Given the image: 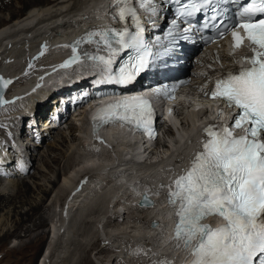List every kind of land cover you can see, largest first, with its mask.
<instances>
[{"label":"bare ground","instance_id":"bare-ground-1","mask_svg":"<svg viewBox=\"0 0 264 264\" xmlns=\"http://www.w3.org/2000/svg\"><path fill=\"white\" fill-rule=\"evenodd\" d=\"M78 1L80 2L78 3ZM17 2L22 4L24 9H26V15L24 16L25 18L19 17L22 13V10H18L17 7H15V3ZM82 3L83 5L80 6ZM107 7L108 4L105 1H103V3L98 7V0H0V77L4 80L12 81V83L8 85V91L6 92L4 99L12 103H15V100H18V102L15 104L8 103L3 105V108L0 109V131L2 134H5L11 127H15V124H17L19 121V128H16V126L14 129H17L15 132L16 136L22 143L20 145H16V147L21 154H24V156L20 159V165L17 166L15 164L14 151L11 150L10 147L11 143L7 142L6 145L4 144L6 149L4 153L3 151L0 153V171L1 175L5 176V179L3 180L0 178V188L5 186L6 183L4 181L6 179H10L9 181H12V184L16 185L14 183L16 181L19 182L20 179L14 181L16 179H13L15 174L21 173L24 176L27 174L29 175V172H31L33 166V162L35 163L37 160L38 164L40 160V162L49 165L48 162L43 159L44 157H42L41 154L39 155V153L36 154L35 152H37V148L39 146H42L43 144L45 145L49 138H51L50 130L47 126V120H45L42 126L39 125V121L47 113H51L52 109L51 107H48L49 103H46V100L44 99L45 95H42L43 93L35 96V98L32 99H27L26 95L28 91L33 93V89H36V87L38 88L40 86V82L44 84V82L49 80L50 76L47 79L43 77H45L46 72L50 71L51 68H55L52 74L53 77L55 75H62L59 78H63L66 74L60 73H71L64 77V79L61 81L66 80V78H69L71 75H74L72 76L73 80L75 81L74 84H72L73 81L71 82L72 79L70 77L67 80L68 82L64 81L61 86L57 87L58 91L63 87H66L67 91H77L80 86L84 87L88 83L85 76H89L94 73H100V66L90 60L74 63L68 67H61V65L66 63L67 61H64L68 59L67 53L69 51V47L65 45L66 38L72 37L77 33L78 30L81 29L79 35L73 39V45L76 40L86 36V34L90 31L104 28L105 26H100L97 23L106 20L100 16H104ZM95 8L96 11H94ZM7 12L10 14L12 21L5 23L8 21V18H5L3 14H6ZM89 14L92 16L96 15V17L99 18L94 16L87 18ZM80 18H83L84 21L82 23L76 24L75 21L80 20ZM35 22L38 23L36 24ZM81 48L92 55L93 52L97 51V44L83 43ZM39 50V53L35 52ZM77 51H80V49H77ZM32 52H34L35 55L38 54L37 57L39 55L40 57L41 55H44L42 60L38 62L37 65L35 64L36 70L34 71V75L31 73V71H29L30 73H28L26 76L22 74L24 69L29 68L30 70V66H25L19 72L13 69L14 65L21 64L22 61H24L22 60L24 57H26L25 60H27V63L31 61V65V59H34L35 55L33 53L28 56V54ZM42 52L46 54H42ZM233 61V57L227 54H206L205 52L198 54L190 62L189 73L192 77V81L188 87L189 92L195 93L198 97L205 96V93L209 90V84L213 76V72H215L211 71L210 69L212 67L220 68L221 66H225L229 63H232ZM16 76L18 77L16 78ZM57 79L58 78L54 80ZM15 82L19 84L16 86ZM25 83L28 85L26 88H24ZM72 85L73 87H71ZM56 91H54L52 95H56ZM55 99L56 97L54 96L53 100ZM26 100L31 102V104L28 102L31 107L28 108L27 114L22 117L19 113L20 109L17 111L16 106H19L22 101ZM37 101L40 102L37 103ZM8 105H13L12 109L15 108V111H13V109L12 112H5ZM70 105L71 103L69 102L67 106ZM64 108L65 107L60 109V112H62ZM183 115L184 114H180L178 116H176V114L173 115V117H171L172 122L176 121L177 119L179 120V117ZM199 117H201V112L192 113L189 111L187 115H184L183 119L181 120V126H188L187 131L181 132L177 128L179 137L175 144L172 145L171 150L168 148L167 152H163L164 156H156L158 159H155L154 162L152 161L149 164L147 162L137 163L134 160L136 156L134 153L136 148H138L136 145L138 135L127 131V129H124L125 127L112 124L110 127L104 128L98 133L96 132L94 135L89 136L85 133V126L87 122L84 121L83 118L80 117L76 120V122H78V125L76 124V128L74 127V123H70L72 125H70L71 129L75 131L73 139L74 142H76L79 137V140L81 139L83 143L84 141L86 142L85 147H82V149H87L92 154H94H91V157L88 158V165L85 164L84 168H81L84 169V175L82 174V177L79 178L82 180V183L78 186V189H75L77 184L80 182V180H78L75 183V179L82 172L76 175L73 174L71 179L68 177L69 175L65 176V178L62 180L60 177V170L57 171L55 169H51V173L56 175L54 178L49 176L50 174H46L44 169L41 170L39 167H36V170L40 172H38L36 175L32 174L29 177L30 179H35L32 182L33 186L28 180H22V183H17L16 197L20 199L19 201L21 202L19 203L21 205L20 208L22 209L24 206L29 205L27 203L32 197V193L34 191L41 190L44 199L42 198L41 201L39 200L40 202L37 204H32L30 209L25 213L20 211V213L13 215V232L11 233L8 230V232L0 237V244H7L9 240L11 241L12 237L16 234L19 236V238L22 237V232L25 234L24 238L28 237L30 239L31 234L36 233L40 229L44 228L47 225L48 220L43 216V214H41V211L44 210L47 198L49 199L52 193L55 192V188L58 187L57 191L60 194L62 192L64 193L66 190L68 191V196L70 195L73 198V200H71L72 203L69 205L65 203L66 196L64 199H62L65 200L64 203L58 200V202L61 203L59 204L57 202L60 205L58 210L55 209L57 207L54 203L55 208H53L56 211H54L55 213L53 212V214H55V221H52V226L48 225V231H42L43 233L40 234V237H35V239L31 238L29 242L23 245L18 244L17 246L11 248L9 251L12 256L13 254H27L34 251L35 254L32 256V258L30 257L29 264H33V262H35V264H73L76 257L74 256L75 249H71L72 245H74V241L73 243L70 242L71 239H73L70 236L74 237V235H78L77 233L79 231H77V229L79 230L81 225H86V223H89L90 226H95L96 224H98L96 226L101 225L103 222H105V218H107L106 215L107 212H109L108 209L111 211L114 209L122 210V208L126 206L127 203L129 204V197H133V203H136V207L143 209V212L147 213L148 217H146V220H151L149 221V229L147 228L148 230H142L138 228L136 231L134 230V237L136 241H138V243L146 242L149 248L153 249L154 262L150 260L148 264H160V261L162 260L171 261L172 264H174V262L175 264H187L191 259L190 255L184 251L182 247L178 248L173 241L170 224L166 219V217L169 218L168 216L171 215L172 211L162 198L164 197V191H162L164 188H161V185H169L167 184L169 176H174L176 172H181L188 165V161L185 164L182 162L171 163L172 156L176 150H179V153L175 152L178 153L175 159L180 160L182 156L185 159H189V161L193 159L197 151V141L194 142L193 139H197V137L194 135L197 132V127L202 123L200 122L199 125H196L195 122H198ZM6 120H16V122H13V124L9 122V125L10 123L12 125L10 128H8V126L4 125ZM25 126L27 128H25ZM70 126L68 130L70 129ZM72 130H70V132ZM34 133L39 138H41L39 145L38 142L34 143L35 147H33L30 143H25V141H23V138H29L30 136H33ZM167 133L171 134L174 138L176 137L171 126H168ZM58 135H61V139L58 138L57 141L59 142V145H55L54 143L49 144L52 153L51 161L56 165L60 166L63 164V166H65L69 161L68 154L69 150H71V144L69 143L67 137L63 136L62 133ZM100 141H103V143L100 144ZM189 141L193 142L190 143ZM95 145L101 146L99 151L95 150ZM155 145H157L155 148L156 150L167 147V145H164L160 140H156V143H154L151 148H153ZM61 146L66 148V151H64L65 149L62 150L63 147ZM144 146L145 145L140 144L138 148L139 152L137 153L138 158H143L144 155L148 153L146 151L143 152ZM13 147L16 148L15 145H13ZM182 149H184V151ZM112 150H114V154L109 157V161L102 163V160L99 158V153L102 155L103 153H106V151L107 153H110ZM58 151L60 153H58ZM152 151L154 150L151 149L150 153ZM95 154L97 156H95ZM129 155L131 156V159L126 160L124 156L128 158ZM152 158H155V155ZM27 165H29V167L26 171L25 167ZM38 175L40 176L38 177ZM115 179H117V183L114 181ZM110 185L113 186L111 196L107 197L108 199H106L107 191L105 189H107V186ZM93 187H99L100 193H92L91 190ZM72 192H75V194ZM145 194L152 196L153 200L155 201V207H141L137 205L140 197ZM96 195L98 196L96 197ZM102 196L104 197L100 199ZM85 197L86 199L82 200ZM13 205L14 201L11 199V196H7L5 193L1 192L0 213L3 212L4 209L10 208ZM91 214L93 216L99 217L97 218L99 220L96 221L95 218L94 221L93 219L89 220L87 218L84 220V216L88 217ZM97 214L100 215L98 216ZM153 215H158L160 217L161 222L158 223L160 224V227H155L154 224L151 223L153 221L151 219ZM102 239H99L100 243ZM99 241L93 243V246L97 245ZM77 244L79 245V242ZM47 245H49L48 249H46ZM76 246L77 245H75V247ZM80 246L81 245H79V247ZM141 248L142 247L138 249ZM39 253L40 255L38 257ZM175 258H177L178 261ZM77 264L92 263L87 258L84 259L82 263L79 262Z\"/></svg>","mask_w":264,"mask_h":264},{"label":"snow or ice","instance_id":"snow-or-ice-1","mask_svg":"<svg viewBox=\"0 0 264 264\" xmlns=\"http://www.w3.org/2000/svg\"><path fill=\"white\" fill-rule=\"evenodd\" d=\"M237 2L140 0V8L149 13L153 24L156 21L152 17H158L165 5L170 10L175 6L166 37L148 40L140 15L132 6L133 0H117V5L123 6L115 18L128 21L131 27L108 26L90 31L74 42L73 57L61 65L68 67L85 60L98 62L105 74L101 83L128 86L157 59L170 56L200 28L214 33L201 36L205 43H213L230 33L233 56L235 49L247 43L252 52L244 57L247 66L216 79L212 91L205 93L222 100L228 108L239 110L233 128L226 124L205 128L206 140L190 167L171 184L161 185L168 189V204L177 218L173 241L191 256L189 264H264V0H251L233 16L225 5ZM83 43H96L97 51L102 45L108 56L89 54L81 48ZM122 53H127V59L114 71L113 65ZM0 83L7 87L12 81L0 78ZM176 89L177 85L172 84L155 91L174 99ZM8 103L0 93V106ZM94 121L97 133L102 125L120 124L155 138L154 109L142 96L106 105L97 112ZM235 129H243L244 134L237 135ZM141 206L155 207V202L145 194ZM214 216L222 223L216 226L205 223ZM154 226L160 227L158 223ZM160 264L172 262L162 260Z\"/></svg>","mask_w":264,"mask_h":264},{"label":"rangeland","instance_id":"rangeland-1","mask_svg":"<svg viewBox=\"0 0 264 264\" xmlns=\"http://www.w3.org/2000/svg\"><path fill=\"white\" fill-rule=\"evenodd\" d=\"M79 2L80 1H78V3ZM82 5H83V3L80 6H82ZM15 7H17L18 10H22V13L20 14L19 17H24L26 15V9H24V7H23L22 4H19L17 2V3H15ZM27 10H28V8H27ZM3 15H4L5 18H8V21L5 22V23H8V22L12 21L11 20L12 18L10 17V14L8 12L6 14H3ZM0 27H1V25H0ZM35 52H38L39 53L40 50L39 51H35ZM33 53L34 52L28 54V56L31 55V54H33ZM34 55H35V53H34ZM37 55L38 54H36L34 56L35 58L32 59V63H31V67H30L31 68L30 71H31V73L33 75H34V71L36 70V65L38 64V62H40L42 60V57L44 56V55H41V57H40V55H39L37 57ZM25 59H26V57L22 58V60H24V61L21 60L22 61L21 64L14 65L13 66L14 67L13 69L16 70L17 72H19L25 66L26 67L30 66V62L31 61L29 63H27V60H25ZM54 70H55V68H51L50 71H47L46 72L45 77H43V78H46L47 79L50 76L49 77V80L51 79L50 81L47 80L46 82H44V84H42V82H40V86L38 88L37 87H36V89H33L32 88L33 89V93H31V91H28V93L26 95L27 99L35 98V96H37L39 94H42V93H43L42 94L43 96L45 95L44 96V99L45 100H48L51 97H53L54 95H52V93L55 90H54L53 87H48V83H56V85L58 84L57 85V87H58V86H61L64 81L65 82H68L67 80L71 77V79H72L71 82L73 81L72 84H74L75 81L72 78V76H74V75H71V76H69V78H66V80L61 81L62 79H64V77L68 76V74H71V73H68V72L60 73V74H66L63 78H59L62 75H59V76L58 75H55L53 77L52 74H53ZM56 78H58V79L57 80H54ZM36 79H37V77H36ZM18 84L19 83L15 82V85L16 86ZM27 86L28 85L25 83L24 88H26ZM16 88H19V87H16ZM49 89H51V90H49ZM49 91H50V93H49ZM47 93H49V94H47ZM28 102H30V101H28V100L22 101L19 106H16L17 111H18V109H20L19 113L21 114L22 117L27 114L28 108L31 107L30 106L31 102H30V104ZM39 102L40 101H37V103H39ZM10 103L11 104H15V103H12V102H10ZM12 106L13 105H8L7 106V109L5 110V112H9V111L12 112L13 109H14L13 111H15V108L12 109ZM183 117H184V115L181 116V117H179L180 119L179 120L177 119L173 123L172 129H173L176 137L174 138L169 133L168 134H164L162 140H160V141L164 145H167V147H164V148H161V149L156 150L155 148L157 147V145H155V147H153V150L154 151H152L151 153L150 152L149 153H146L144 155L143 158H144V161L145 162H147L148 164L150 162H152V161L154 162L155 159L156 160L158 159L157 157L164 156V153L168 151V148L171 150L172 145L175 144L176 140H178V137H179L177 128L181 132L182 131L185 132L188 129V126H181V122H182L181 120L183 119ZM45 119L46 118H43L42 117V119L39 121V125H42L45 122ZM69 120H71V119H69ZM5 122L6 123L4 125L5 126H8V128H10L11 125L13 124V122L15 123L16 120H13V121L6 120ZM9 122H11L12 124L10 123V125H9ZM72 123L73 122H71V124ZM19 124L20 123L18 121L17 124H15L17 127L16 126L15 127L16 128H19ZM76 124L78 125V122H75L74 123V127L75 128H76ZM71 126H70V129L69 130L66 129V128H64V129H60L61 131L58 130L59 132L58 131H55L53 133L54 135L52 134V137L49 138V140L45 143V145L43 144L42 146H39L37 148L38 150L35 153L36 154L39 153V155L41 154L42 157H44L43 159L46 162H48L49 165H46V164L40 162V160H39V164H38V160H37L35 163L33 162V166H32L31 172H29V175L27 174L28 176L27 175L24 176L21 173H16L15 174V177L13 178V179L16 178L14 181L20 179L19 182L22 183V180H28L30 182V184L32 185V182L35 179L34 178L33 179H30L29 177L32 174L33 175H36L38 172H40V171H37L36 170V167H39V169H41V170L44 169V171L46 172V174L48 173V174H50L49 176H52L54 178H55L56 175L53 174V173H51V169H55L57 171L60 170V177L62 178V180H63V178H65V176H68L69 175L68 177H70V179H71L73 177L72 176L73 174L76 175V174H79L80 172H82L75 179V183H76L79 180V178L82 177V174L84 175V169H81V168H84V165L85 164L88 165L87 161H88V158L91 157V154L92 153L90 151H88L87 149H85V150L82 149V147H85V143L86 142L84 141V143H83L81 141V139L79 140V137L78 136H77L78 137V140L76 142H74L73 139H74V133H75V131L71 129ZM15 127H13V128L11 127L7 131V132H10V133H7L6 132L5 134H2L1 131H0V143H1L0 144V153H2V151L4 153V151L6 149L5 148V145L7 144V142L11 143L10 144L11 145L10 146L11 147V150L13 148V145H16V142L18 140L15 138L16 137V133L15 132L17 130V129L16 130L14 129ZM25 128H27V127L25 126ZM43 128H44V126H43ZM70 130H72V131L70 132ZM60 133H62L63 136L67 137L69 143L71 144L70 145L71 146V150H69V154H68L69 155V161H68L67 165H65V166H63V164L60 165V166L59 165H56L55 163H53L51 161V159H52L51 158L52 157V153H51V150H50L51 148H50V145L49 144L50 143H54L55 145H59V142H57V141H58V138L61 139V135H58ZM3 141H5V142H3ZM27 142H30V141H27ZM31 144L34 145L33 142H31ZM33 147H35V146H33ZM61 147H63V146H61ZM100 148H101L100 145H95V150L96 151L97 150L99 151ZM62 150L66 151V148L63 147ZM44 152H46V153H44ZM70 152H72V153H70ZM58 153H60V152L58 151ZM156 153H158V154H156ZM113 154H114V150L110 151V153L109 152L107 153V151H106V153H103L102 155L99 153V158L102 160V163H104V162L109 161V157L111 155H113ZM92 155H94V154H92ZM154 155H155V158H152V157H154ZM95 156H97V155L95 154ZM145 157H148V158H145ZM146 160H149V161H146ZM39 165H41V166H39ZM28 167H29V165H28ZM59 167H60V169H59ZM39 176L40 175H38V177ZM0 178H2L3 180L5 179V176H2L1 175V171H0ZM9 180L6 179L4 181L6 184L4 183L5 186H2L0 188V193L1 192L2 193H5L7 196L10 195L11 196V199H13V201H14V205L15 206L13 205L10 208H6V209H4L5 211L3 210V212L0 213V237H2L6 232H8V230L11 233L13 232V229H14L13 228L14 227V223H13L14 217H13V215L14 214L20 213V211L22 213H25L26 211H28L30 209V207H31L32 204L39 203L42 200V198H43V194L41 193L42 192L41 190L34 191L32 193V197L29 200L30 202L28 201V203H27L29 205L24 206L23 209L20 208L21 205H20L19 202H21V201H19L20 199H18V197H16L17 196V188L16 187H17V183H19V182L16 181L14 183L16 185H13L12 184V181H9ZM114 181H116V183H117V179H115ZM49 185H51V184H49ZM107 187L109 189L108 188L105 189L107 191L106 199H108L107 197L111 196V191H112L113 186L110 185V186H107ZM57 190H58V187L55 188V192L52 193L51 197H49V199L47 198L46 203H45L44 210L41 211V214H43V216L46 217L47 220H48L47 221V225L44 228L40 229L38 232L31 234L30 239L31 238L32 239H35V237L36 238L40 237V234L41 233L48 231V225H51L52 226V221H55V216H54L55 214H53V212L56 211V210H58L59 207H60L59 204H61V203L58 202V200L60 202L64 203L65 200H62V199H64L65 196L67 197L68 194H69L67 190L64 193L62 192L61 194ZM109 191H110V193H109ZM66 197H65V199H67ZM103 197L104 196H102L100 199H102ZM133 199H134L133 197H129V200L128 201H130V202H129V204L127 203L126 206H124L125 208L124 207L122 208V212L123 213H114L115 210L117 211L118 209H114L112 211L108 209L109 212H107V215H106L107 218H105V222H103L101 225L96 226V225H98V224H96L95 226L94 225H91L90 226L89 223H86V225H81V228L79 230L77 229V231H79L77 233L78 235H76L77 237L75 235H74V237L73 236H70L71 238H73V239L70 238L71 239L70 242L73 243V241H74V245H72V248L71 249H75V251H74V254L75 255L74 256L76 257L73 264H77L79 262L82 263L84 261V259H87V258L91 261L92 264H148L150 260H152V262H154V259H153V257H154L153 256V249L152 248H149V246L146 244L145 241H144L145 243H142V242L141 243H138V241H136V239L134 237L135 236V231H136L137 228L138 229H142V230H148L149 229L148 227H149V221L150 220H148V219L146 220V217H148L147 213L143 212V209H139L138 207H136V203H133ZM54 203H55V206L57 208H55ZM97 215L99 216L100 214H97ZM111 215H113V216H111ZM90 216H88V217H85L84 216L83 218H84V220H85V218H87L89 220H92L93 219V221L95 219H96V221L99 220V219H97L99 217H96V216H93L92 215L91 218H90ZM50 217H51V220H50ZM110 224H111V226H110ZM44 230H46V231H44ZM103 234H104V236H103ZM24 235L25 234L22 232V237L19 238V236L16 234V235H14L12 237L11 241L9 240V242L7 244L6 243H5V245H1L0 244V264H29L30 263V257L32 258V256L35 254L34 251L29 252L27 254H17V255H14L13 254V256L10 254V251H9V250H11V248H13L14 246H17L18 244L23 245V244H25V243H27V242L30 241V239L28 237L24 238ZM100 238L101 239L103 238L102 241L104 240L103 242L101 241V243L99 241ZM97 241H99L98 244L95 245V246H93V243H95ZM70 242L68 241L69 244H70ZM78 242H79V245H81L80 246L81 248L77 244ZM47 244H49V243H47ZM75 245H77V246L75 247ZM48 246L49 245H47L46 249H48ZM136 246L138 248H140V247H142V248L141 249H138ZM76 250H78V251H76ZM134 250H135V252H134ZM98 253H100V254H98ZM39 255H40V253L38 254V257H39ZM175 259L177 260V258H175ZM33 264H35V262H33ZM174 264H175V262H174Z\"/></svg>","mask_w":264,"mask_h":264},{"label":"water","instance_id":"water-1","mask_svg":"<svg viewBox=\"0 0 264 264\" xmlns=\"http://www.w3.org/2000/svg\"><path fill=\"white\" fill-rule=\"evenodd\" d=\"M1 78V77H0ZM8 91V86L7 87H3V85H2V83H0V93H2L3 94V98H4V96H5V94H6V92ZM3 108V105L2 106H0V109H2ZM143 200H144V197H143V199L140 201V206L142 205V202H143ZM153 201V200H152ZM142 207V206H141Z\"/></svg>","mask_w":264,"mask_h":264}]
</instances>
